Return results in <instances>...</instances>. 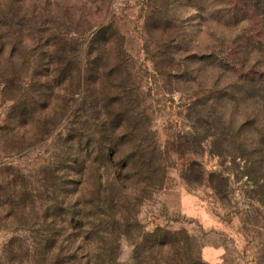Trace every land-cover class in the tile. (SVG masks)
I'll list each match as a JSON object with an SVG mask.
<instances>
[{
    "label": "rangeland",
    "instance_id": "1",
    "mask_svg": "<svg viewBox=\"0 0 264 264\" xmlns=\"http://www.w3.org/2000/svg\"><path fill=\"white\" fill-rule=\"evenodd\" d=\"M227 5L0 0V264H31L11 262L12 240H18L13 255L21 257L38 231L73 235L70 219L51 218L47 204H39L60 170L71 120L76 128L83 122L74 117L76 81H64L78 73L80 61L117 57L119 44L133 88L127 124L138 130L127 136L125 153L145 151L154 141L166 172L161 189L136 210L129 204L119 263L136 264L143 233L161 227L188 234L206 264H264V123L252 124V110L223 95L235 75L221 65L250 27L228 23ZM67 190L68 202L81 205L76 188ZM108 220L102 230L110 236L114 221ZM81 236L75 257L95 264L99 243Z\"/></svg>",
    "mask_w": 264,
    "mask_h": 264
},
{
    "label": "trees",
    "instance_id": "2",
    "mask_svg": "<svg viewBox=\"0 0 264 264\" xmlns=\"http://www.w3.org/2000/svg\"><path fill=\"white\" fill-rule=\"evenodd\" d=\"M225 1L228 4V10L224 11L228 23L250 27L244 28L242 35L234 41L235 49L228 53L230 61L221 65L235 75L233 81L225 83L223 95L227 93L229 96L225 99L236 107L246 105V110L251 109L252 124L264 123V0ZM115 47L113 51L119 52L117 57L87 63L80 61L74 67L78 73L71 75L73 77L66 76L64 81H76L80 100L74 117L83 122L79 123L80 128H76V123L71 120L66 146L58 159L60 170L57 174L60 172V175L49 177V190L39 204H47L43 207L47 206L51 218L70 219L73 227L70 234L73 235L41 234L38 231L33 237L34 246L25 249L21 257L13 255L11 246H16L18 240H12L9 243L12 263L83 264L75 257V245L83 234L84 240L96 239L99 243L95 264H120V240L124 236L129 237L126 233L127 220L130 219L126 217L129 204L136 210L163 186L166 172L161 167L165 160L154 141L145 151L138 147L137 153H125L127 136L138 130H130L128 126L134 112L130 109L133 88L129 85V59L120 44ZM67 68L70 70V65ZM107 183H110L109 189L105 190L103 187ZM70 186L80 194L81 205L68 202L71 192L67 188ZM86 189H90V196ZM36 204L33 201L32 206ZM108 219L114 221L110 236L102 230ZM61 228L64 230L65 224ZM143 238V244H136V264H206L200 258L194 241L185 232H171L158 227L151 233H143ZM157 249L167 250L166 256ZM62 251L66 255L74 253V256L63 257L60 255ZM155 253L159 255L153 257Z\"/></svg>",
    "mask_w": 264,
    "mask_h": 264
}]
</instances>
